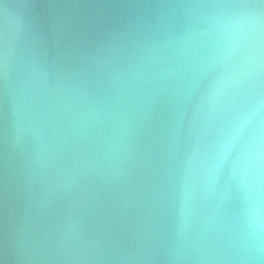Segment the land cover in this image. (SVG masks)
Wrapping results in <instances>:
<instances>
[{
	"label": "water",
	"instance_id": "95a60500",
	"mask_svg": "<svg viewBox=\"0 0 264 264\" xmlns=\"http://www.w3.org/2000/svg\"><path fill=\"white\" fill-rule=\"evenodd\" d=\"M0 264H264V0H0Z\"/></svg>",
	"mask_w": 264,
	"mask_h": 264
}]
</instances>
